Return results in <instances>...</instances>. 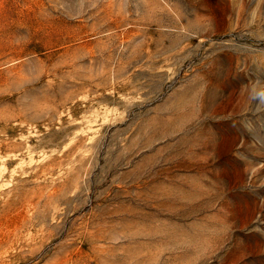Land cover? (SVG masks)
<instances>
[{
  "label": "rangeland",
  "instance_id": "obj_1",
  "mask_svg": "<svg viewBox=\"0 0 264 264\" xmlns=\"http://www.w3.org/2000/svg\"><path fill=\"white\" fill-rule=\"evenodd\" d=\"M0 264H264V0H0Z\"/></svg>",
  "mask_w": 264,
  "mask_h": 264
},
{
  "label": "bare ground",
  "instance_id": "obj_2",
  "mask_svg": "<svg viewBox=\"0 0 264 264\" xmlns=\"http://www.w3.org/2000/svg\"><path fill=\"white\" fill-rule=\"evenodd\" d=\"M73 47V46H72ZM71 47L70 46H64L62 52H61V55L62 57L64 58H71V57H74L73 55V51L71 52ZM88 53L91 57H96L98 55V51L96 49H94L93 47H90L88 49Z\"/></svg>",
  "mask_w": 264,
  "mask_h": 264
}]
</instances>
